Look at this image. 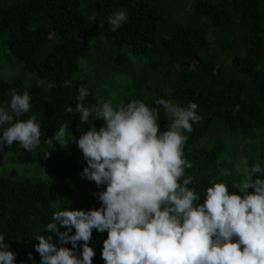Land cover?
<instances>
[{"label":"trees","instance_id":"obj_1","mask_svg":"<svg viewBox=\"0 0 264 264\" xmlns=\"http://www.w3.org/2000/svg\"><path fill=\"white\" fill-rule=\"evenodd\" d=\"M116 9L128 18L113 31L108 18ZM82 86L86 104L140 100L156 108L161 130L168 117L157 98L196 103L201 119L183 145L192 167L181 182L192 177L200 203L210 180L235 191L242 179L236 163L264 167V0H0V105L27 90L33 98L22 119L35 115L41 126L32 151L16 142L0 151V234L17 264H31L29 253L39 264L34 237L46 235L54 211L69 202L100 207L103 186L81 178L86 161L75 141L62 148L51 139L64 123L77 139L88 129L75 112ZM5 153L44 167L48 177L8 169ZM106 237L93 229V264H104Z\"/></svg>","mask_w":264,"mask_h":264},{"label":"clouds","instance_id":"obj_2","mask_svg":"<svg viewBox=\"0 0 264 264\" xmlns=\"http://www.w3.org/2000/svg\"><path fill=\"white\" fill-rule=\"evenodd\" d=\"M127 18L125 9H116L108 23L115 31ZM64 86H70V81ZM88 95L80 87L75 104L80 124L88 129L77 139L68 131L69 123H64L51 139L62 148L75 141L86 161L81 178L103 186L98 194L100 207L72 209L69 202L54 211L46 235L34 237L39 264H93L95 251L89 243L93 229L107 232L101 251L104 264H264V167L260 163L248 166L246 159L240 160L234 165L242 176L231 185L235 191L224 182L210 180L200 203V195L189 187L192 177L181 182L185 169L192 167L183 145L185 133L201 119L196 103L181 106L157 98L155 104L168 117L167 128L161 130L159 111L143 101L86 104ZM32 98L27 90L13 91L7 105H0V151L14 142L26 151L39 145L41 126L36 116L22 119ZM66 111L72 113L73 108ZM98 119L103 121L99 128L93 123ZM28 259L37 264L31 253ZM0 264H17L16 253L2 234Z\"/></svg>","mask_w":264,"mask_h":264},{"label":"rangeland","instance_id":"obj_3","mask_svg":"<svg viewBox=\"0 0 264 264\" xmlns=\"http://www.w3.org/2000/svg\"><path fill=\"white\" fill-rule=\"evenodd\" d=\"M134 59H138V58H134ZM117 84L119 85L124 84V81H121V83H117ZM3 160H5L8 169H13L19 172L21 176L35 177L42 179L48 177L47 171L44 167H39L33 163L18 164L14 161L15 159H12L11 155H9L6 159L3 158Z\"/></svg>","mask_w":264,"mask_h":264}]
</instances>
